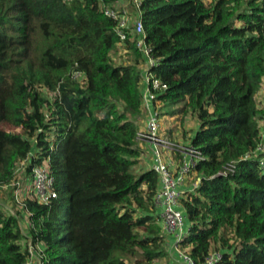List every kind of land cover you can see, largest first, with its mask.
Instances as JSON below:
<instances>
[{"label":"trees","instance_id":"16d2710c","mask_svg":"<svg viewBox=\"0 0 264 264\" xmlns=\"http://www.w3.org/2000/svg\"><path fill=\"white\" fill-rule=\"evenodd\" d=\"M120 1L0 0V192L6 185L18 206L15 169L36 148L39 159L49 157L57 192L48 205L22 201L25 228L0 202V264H25L27 235L43 246L44 264H153L167 255L158 174L133 168L141 155L134 120L146 117L144 58L130 36L119 39L117 21L102 8L121 13ZM125 1L159 59L152 70L167 84L159 105L179 104L180 120L197 121L183 139L202 159L187 179L194 174L197 186L181 199L189 228L179 249L195 264L217 250L219 264H264V174L257 160L244 159L264 119L256 99L264 84V0ZM63 25L89 28L95 42L81 53L96 56L95 66L40 61L41 53L76 45L75 36L55 39ZM119 47L125 61L114 64ZM231 162L234 172L220 174Z\"/></svg>","mask_w":264,"mask_h":264},{"label":"built area","instance_id":"2783aa9c","mask_svg":"<svg viewBox=\"0 0 264 264\" xmlns=\"http://www.w3.org/2000/svg\"><path fill=\"white\" fill-rule=\"evenodd\" d=\"M70 4L73 0H64ZM101 2V0H99ZM136 7H139L141 0H132ZM128 3L121 5V13L115 9L102 5L104 14L117 21L115 32L121 41L130 38L136 42L144 61L141 65V94L143 107L146 111V128L137 132V141H144L149 146L151 169L158 174L159 188L155 196V203L158 208L160 224L164 235L173 237V245L179 250L178 256L183 264H195L193 258L187 250L182 251L178 247V242L186 235L189 226L184 229L185 214L181 206V199L186 191H190L197 186L198 182L187 186L188 176L195 168L197 162L202 159L199 151L188 144H179L167 137L159 134L160 115L158 112V95L167 89V84L152 70L159 62V59L151 55V48L145 43V33L139 14L130 16L128 14ZM80 72H75L73 77L81 78ZM54 146L51 143L50 149ZM164 150L166 152L164 153ZM38 148L32 149L27 156L17 165L12 191L13 200L22 206V201L26 197H31L41 204L48 205L57 196L54 187V178L51 173L49 157L41 159ZM252 158L257 160L260 171L264 174V133H261L260 140L254 150L244 156V159ZM40 160V161H39ZM30 166V168H28ZM27 168L29 172H27ZM235 165L233 162L224 167L220 174L228 175L233 173ZM20 174H19V173ZM24 179H18V175ZM198 181V180H197ZM24 183H29V190L26 196L21 197L20 191ZM28 249V258L25 264H44L41 258L43 246L33 244L31 237L27 235L25 243ZM223 257L222 251H213L206 258L204 264H219Z\"/></svg>","mask_w":264,"mask_h":264},{"label":"rangeland","instance_id":"374dc122","mask_svg":"<svg viewBox=\"0 0 264 264\" xmlns=\"http://www.w3.org/2000/svg\"><path fill=\"white\" fill-rule=\"evenodd\" d=\"M206 4H211L214 2V0H203ZM128 1H120L119 6L122 4L127 5ZM242 9H246L245 6H242ZM236 24H239L240 22H236ZM70 36H75L76 39V45L70 46L67 50H63L59 46L55 47L54 53H41L38 55V58L42 63H44L47 66H55L57 64H64L68 60H73L74 62H77L79 60L84 61L88 63L90 66H95L97 62L96 56H89V57H83L81 50L82 49H89L93 46L95 39L93 34L90 32L88 27L84 28H76L70 25H63L60 28H58L55 33L54 37L56 40H61L64 38H69ZM40 40L39 42L45 41V34L40 36L38 38ZM124 50L123 48L119 47L118 50L113 54V57L115 58L113 60L114 64H121L125 61L124 58ZM256 99L258 102L259 107L264 110V84L261 86V89L258 91L256 95ZM179 106L173 105V106H166V105H159L158 106V112L160 115V130L159 134L162 137L170 138L171 140L176 141L179 144H188L190 140L183 141V139H187L185 136L192 134V131L196 129L197 127V121L196 119L190 115L187 114L184 116L182 120H180V115L174 113V110ZM146 120V119H145ZM134 122L136 123L137 128L143 127L142 122L140 123L139 119H135ZM261 126V133H264V119L260 121ZM146 128V123L144 126V129ZM143 129V130H144ZM190 129V130H189ZM14 131L19 132L20 128H15ZM142 131V130H141ZM183 136V138H182ZM178 138H181V141H177ZM140 142L139 144H141ZM142 146L145 148L144 144L142 143ZM166 150H164V153ZM134 168V167H133ZM136 169V167H135ZM134 169V171H135ZM136 172V171H135ZM19 173V172H18ZM20 174V173H19ZM18 175V179H24V176ZM196 176L192 174L191 180L187 181V186L194 184L195 182H199L198 178L197 180L195 178ZM189 179V178H188ZM2 191L0 192V200H2L4 203H6L8 206H11L10 198H9V189L6 188V185L2 187ZM29 190V183H24L22 186V190L20 191V196L24 197L27 195ZM194 190V188L192 189ZM12 195V193H11ZM185 195V194H184ZM183 195V196H184ZM27 219V215H24V220H22L23 227H26L25 220ZM158 222H161L160 220ZM188 219L185 217L184 219V228L188 227ZM25 243V240H23ZM182 251L188 250V249H181ZM218 251V250H217ZM179 258V256H178ZM155 264H168L169 258L167 255L164 257H160L158 259H155ZM132 263V262H131Z\"/></svg>","mask_w":264,"mask_h":264},{"label":"crops","instance_id":"0c3cea01","mask_svg":"<svg viewBox=\"0 0 264 264\" xmlns=\"http://www.w3.org/2000/svg\"><path fill=\"white\" fill-rule=\"evenodd\" d=\"M145 119H146V117L144 119L140 120V123L142 122L143 127L139 128L138 129L139 131L144 129ZM189 135H190V133H189ZM140 142H142L144 144L145 148L142 146V143L139 144ZM137 144L140 147L141 155H140V157L138 159V162L134 166V169L136 167L135 171H136V173H139V172H141L143 170L151 169L152 161H151V158H150V151H149L148 144L146 142H144V141H138ZM0 202H1V204L3 205V207L6 210H10L13 213L19 214L20 221L22 223V220H24V215H26V214L24 212L22 214V212L18 210L20 208L18 206H15L11 199L9 201V202H11V206H8L2 200H0ZM184 229H186V228H184ZM165 237L166 238H165L164 246H165V249H166V252H167V256L169 258V263L168 264H183L180 261V259L178 258L179 250L177 249V247H175V245H173V241H174L173 237H169V236H166V235H165ZM155 263H156V261L153 262V264H155Z\"/></svg>","mask_w":264,"mask_h":264}]
</instances>
